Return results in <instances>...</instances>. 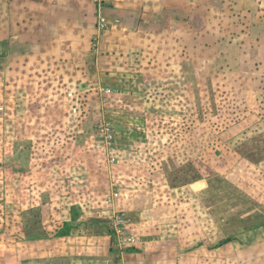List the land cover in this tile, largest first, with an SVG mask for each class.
Listing matches in <instances>:
<instances>
[{
  "label": "rangeland",
  "instance_id": "obj_1",
  "mask_svg": "<svg viewBox=\"0 0 264 264\" xmlns=\"http://www.w3.org/2000/svg\"><path fill=\"white\" fill-rule=\"evenodd\" d=\"M11 1L0 0V255L12 239L59 234L57 212L109 175L106 193L127 207L92 221L111 252L160 243L163 264H264V0H190L188 13L122 23L95 0L76 53L58 60L39 56V10L15 24Z\"/></svg>",
  "mask_w": 264,
  "mask_h": 264
},
{
  "label": "crops",
  "instance_id": "obj_2",
  "mask_svg": "<svg viewBox=\"0 0 264 264\" xmlns=\"http://www.w3.org/2000/svg\"><path fill=\"white\" fill-rule=\"evenodd\" d=\"M11 2V8L8 9L11 10L8 12V19L9 22L11 20L15 24H18L19 20L21 23H36V18L30 19L32 16L31 9L39 10V33L37 37L42 39L45 45L50 41L48 44L50 48L41 49L39 56L51 57L55 60L76 53L75 40L82 37L80 30L86 26V17L89 11L91 18H93L95 7V0H12ZM109 3L111 8L105 7L104 15L108 17L111 13L119 14L121 15L120 18L113 17V22L119 21L120 23L125 20L122 17L138 16L139 12H142L144 21L148 18L162 17L165 13L167 15L165 17L173 18L180 13L184 14L185 11L188 13L190 6V0H110ZM172 9L180 11L175 13ZM123 12L126 13L124 16L121 14ZM109 22L112 23V21ZM26 36H32V34H23L22 38L25 39ZM16 37L14 34L13 38H10L14 42ZM64 41L69 42L67 43L68 48L63 47ZM8 54L9 57L26 55L21 54L18 49H12ZM112 159L114 161V158ZM103 164L101 173H106L104 168L116 166L111 163ZM108 178L109 175L102 178L97 186V191L92 192L94 194L91 193L83 197L74 196L73 198H79L80 201H83L72 204L79 206H70L67 212L56 211L65 221L62 222L63 226L58 227L60 229L59 234L46 238L41 236L38 238L28 237V239L24 238L20 241L12 239L8 246L7 256L3 258L0 255V264H163L161 261L163 254L159 256L161 252L160 243L156 239L147 240L146 243H151L155 247L159 243V246L154 247L155 249L148 254L140 249L128 250L121 256L110 251V240L103 231L102 223L92 220L104 219L102 214L109 216L110 209H117V207L124 209L127 207V203L118 199L116 206L112 203V199L106 193L110 187ZM96 194L100 197L98 201L102 200L101 203L92 200ZM118 196L119 194L116 197ZM90 200L92 201L90 202ZM87 217L89 218L87 219ZM88 220L91 222H87Z\"/></svg>",
  "mask_w": 264,
  "mask_h": 264
},
{
  "label": "built area",
  "instance_id": "obj_3",
  "mask_svg": "<svg viewBox=\"0 0 264 264\" xmlns=\"http://www.w3.org/2000/svg\"><path fill=\"white\" fill-rule=\"evenodd\" d=\"M105 130V132H106V134H107V138H109V139H111V137H112V134H110L109 133V128H104ZM118 221H121L120 219H118Z\"/></svg>",
  "mask_w": 264,
  "mask_h": 264
},
{
  "label": "trees",
  "instance_id": "obj_4",
  "mask_svg": "<svg viewBox=\"0 0 264 264\" xmlns=\"http://www.w3.org/2000/svg\"><path fill=\"white\" fill-rule=\"evenodd\" d=\"M228 240H226V242H227Z\"/></svg>",
  "mask_w": 264,
  "mask_h": 264
}]
</instances>
